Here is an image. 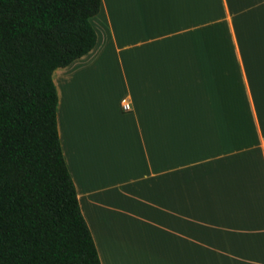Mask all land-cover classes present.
Listing matches in <instances>:
<instances>
[{"label": "crops", "instance_id": "obj_1", "mask_svg": "<svg viewBox=\"0 0 264 264\" xmlns=\"http://www.w3.org/2000/svg\"><path fill=\"white\" fill-rule=\"evenodd\" d=\"M94 17V48L53 76L63 157L100 263L142 252L225 264L228 244L264 246V0H100ZM107 51L124 73L114 126L88 127L78 89L76 142L59 87Z\"/></svg>", "mask_w": 264, "mask_h": 264}, {"label": "trees", "instance_id": "obj_2", "mask_svg": "<svg viewBox=\"0 0 264 264\" xmlns=\"http://www.w3.org/2000/svg\"><path fill=\"white\" fill-rule=\"evenodd\" d=\"M100 0H0V264H101L57 129V69L88 54Z\"/></svg>", "mask_w": 264, "mask_h": 264}, {"label": "rangeland", "instance_id": "obj_3", "mask_svg": "<svg viewBox=\"0 0 264 264\" xmlns=\"http://www.w3.org/2000/svg\"><path fill=\"white\" fill-rule=\"evenodd\" d=\"M98 18L94 17L91 19V24L96 30ZM99 35L101 34L100 31ZM101 36V35H100ZM107 58L100 60L98 63H89L82 62L78 67L73 71L72 80L68 81L64 93V98L67 101L68 105V126L72 129L71 133L76 142L78 137L84 131L81 132L79 127L74 126V122L77 117V112L80 110L81 103L78 98V89L84 90L85 94L83 96L82 105H86L93 112L94 118L96 119L91 125L88 124V127H113L114 123L110 122L111 113L114 109L119 108L120 99L122 98L125 92V86L123 84V70L119 68L116 62L111 58V52L107 51ZM59 72L53 76V81L57 87V77ZM74 78V79H73ZM117 126V125H116ZM115 126V127H116ZM87 128V127H84ZM90 135H93V132L90 131ZM264 245V244H263ZM227 255L232 258V260H224L225 264H242L240 262L241 258L252 262V264L260 261L264 262V246L252 248L250 246L239 247L236 244L227 245ZM262 250V251H260ZM261 252V253H260ZM137 257H122L121 259L115 260V264H167V260L161 257H155L152 261H149L147 254L139 252ZM239 253L244 254V257H241ZM263 255V256H262ZM241 257V258H240ZM242 259V260H243ZM251 264V263H250Z\"/></svg>", "mask_w": 264, "mask_h": 264}, {"label": "built area", "instance_id": "obj_4", "mask_svg": "<svg viewBox=\"0 0 264 264\" xmlns=\"http://www.w3.org/2000/svg\"><path fill=\"white\" fill-rule=\"evenodd\" d=\"M122 108H123V110H128V109H129L128 106H127L126 104H123V105H122Z\"/></svg>", "mask_w": 264, "mask_h": 264}, {"label": "bare ground", "instance_id": "obj_5", "mask_svg": "<svg viewBox=\"0 0 264 264\" xmlns=\"http://www.w3.org/2000/svg\"><path fill=\"white\" fill-rule=\"evenodd\" d=\"M260 251H262V250H260ZM261 253V252H260ZM263 256V255H262Z\"/></svg>", "mask_w": 264, "mask_h": 264}]
</instances>
